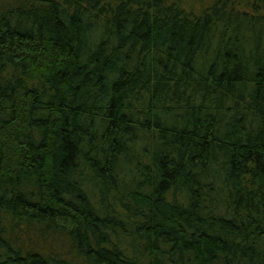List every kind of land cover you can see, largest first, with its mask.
I'll return each mask as SVG.
<instances>
[{
    "label": "trees",
    "instance_id": "obj_1",
    "mask_svg": "<svg viewBox=\"0 0 264 264\" xmlns=\"http://www.w3.org/2000/svg\"><path fill=\"white\" fill-rule=\"evenodd\" d=\"M0 264H264V0H0Z\"/></svg>",
    "mask_w": 264,
    "mask_h": 264
},
{
    "label": "rangeland",
    "instance_id": "obj_2",
    "mask_svg": "<svg viewBox=\"0 0 264 264\" xmlns=\"http://www.w3.org/2000/svg\"><path fill=\"white\" fill-rule=\"evenodd\" d=\"M55 243L58 244V245H61V246H56V248H57V247H60V248H62V249H66V247L62 246V244H61L60 242H55Z\"/></svg>",
    "mask_w": 264,
    "mask_h": 264
}]
</instances>
